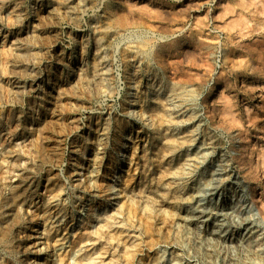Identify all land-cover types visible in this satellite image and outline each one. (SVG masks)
<instances>
[{
  "label": "rangeland",
  "instance_id": "374dc122",
  "mask_svg": "<svg viewBox=\"0 0 264 264\" xmlns=\"http://www.w3.org/2000/svg\"><path fill=\"white\" fill-rule=\"evenodd\" d=\"M0 264H264V0H0Z\"/></svg>",
  "mask_w": 264,
  "mask_h": 264
},
{
  "label": "bare ground",
  "instance_id": "6f19581e",
  "mask_svg": "<svg viewBox=\"0 0 264 264\" xmlns=\"http://www.w3.org/2000/svg\"><path fill=\"white\" fill-rule=\"evenodd\" d=\"M160 38V37H159ZM158 39V38H157ZM160 40V39H159ZM161 41V40H160ZM15 83H17V82H15ZM17 94V93H16ZM237 185H239V183L238 182H235ZM218 187H219V184L218 185H216L215 183L214 184H212L210 187H209V191H208V193H207V196L208 195H212L213 193H214V191H216L217 189H218ZM206 195V194H205ZM195 196H198V195H195ZM203 199V198H202ZM240 199V198H239ZM203 203H206V202H203ZM206 210L207 209H204V207H202V208H199V209H195V212L197 213L198 212V214L200 215V216H203L204 215V213L206 212ZM235 210V209H234ZM237 211V210H236ZM219 213V212H218ZM238 213H239V211H238ZM220 214V213H219ZM226 214V213H225ZM210 218H213V217H216V216H212L211 215V213H210V216H209ZM209 217H207L206 219H203V220H208V218ZM227 218V217H226ZM248 218V217H247ZM190 219H196V217L195 216H192ZM224 219V218H223ZM241 220V219H240ZM243 220V221H242ZM241 220V222L240 223H238V225H241V224H245V223H247V221L246 220H244V219H242ZM197 221V220H196Z\"/></svg>",
  "mask_w": 264,
  "mask_h": 264
}]
</instances>
